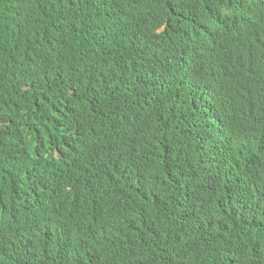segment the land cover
I'll return each mask as SVG.
<instances>
[{
  "label": "trees",
  "instance_id": "1",
  "mask_svg": "<svg viewBox=\"0 0 264 264\" xmlns=\"http://www.w3.org/2000/svg\"><path fill=\"white\" fill-rule=\"evenodd\" d=\"M264 0H0V264H264Z\"/></svg>",
  "mask_w": 264,
  "mask_h": 264
},
{
  "label": "clouds",
  "instance_id": "2",
  "mask_svg": "<svg viewBox=\"0 0 264 264\" xmlns=\"http://www.w3.org/2000/svg\"><path fill=\"white\" fill-rule=\"evenodd\" d=\"M264 113V112H263Z\"/></svg>",
  "mask_w": 264,
  "mask_h": 264
}]
</instances>
